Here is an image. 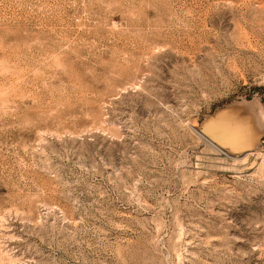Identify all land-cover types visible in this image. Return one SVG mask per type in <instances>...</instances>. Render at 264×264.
<instances>
[{
	"label": "rangeland",
	"instance_id": "obj_1",
	"mask_svg": "<svg viewBox=\"0 0 264 264\" xmlns=\"http://www.w3.org/2000/svg\"><path fill=\"white\" fill-rule=\"evenodd\" d=\"M264 0H0V264H264Z\"/></svg>",
	"mask_w": 264,
	"mask_h": 264
},
{
	"label": "bare ground",
	"instance_id": "obj_2",
	"mask_svg": "<svg viewBox=\"0 0 264 264\" xmlns=\"http://www.w3.org/2000/svg\"><path fill=\"white\" fill-rule=\"evenodd\" d=\"M218 116V119L209 125L210 129L220 122V118H224L225 123L222 124L226 128L222 133L214 134L213 140L206 138L218 150L235 158L238 153L258 143V134L260 135L264 128V104L258 98L237 102ZM257 151L258 149L250 150L242 157Z\"/></svg>",
	"mask_w": 264,
	"mask_h": 264
},
{
	"label": "water",
	"instance_id": "obj_3",
	"mask_svg": "<svg viewBox=\"0 0 264 264\" xmlns=\"http://www.w3.org/2000/svg\"><path fill=\"white\" fill-rule=\"evenodd\" d=\"M242 101H247V100H245V99H241V100H234L233 102H231V103H227V104H224L223 106H221V107H218L215 111H214V113L213 114H209V115H207L206 117H205V119H204V121H203V123H202V127H201V130H202V133L206 136V138H209L210 140L212 139L213 140V136H214V134L216 135V134H219V133H222L223 132V130H224V128H226V126L225 127H223L224 126V124H222V123H225L224 122V118H220V122H218L216 125H215V127H213V128H211L210 129V127H209V125L212 123V122H214V121H216V119H218V115H219V113H221V112H224L225 113V110H227V109H229V108H231L234 104H236L237 102H242ZM221 117V116H220ZM210 130H209V129ZM262 132H263V130H262ZM261 132V133H262ZM261 135V134H260ZM260 135L258 134V136L260 137ZM258 141H259V138H258ZM258 144V143H257ZM257 144H252V146H250V147H248V148H246L244 151H242L241 153H238V154H243V153H246V152H248V151H250V150H253L256 146H257Z\"/></svg>",
	"mask_w": 264,
	"mask_h": 264
}]
</instances>
